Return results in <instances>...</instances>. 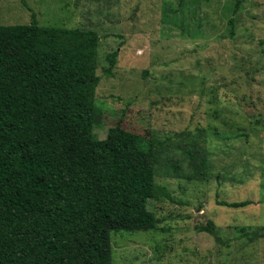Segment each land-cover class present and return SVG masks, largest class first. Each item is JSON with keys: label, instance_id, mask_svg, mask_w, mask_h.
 <instances>
[{"label": "rangeland", "instance_id": "374dc122", "mask_svg": "<svg viewBox=\"0 0 264 264\" xmlns=\"http://www.w3.org/2000/svg\"><path fill=\"white\" fill-rule=\"evenodd\" d=\"M235 1L0 0V25L97 32V140L120 125L157 156L171 199L140 204L157 230L112 232L113 264H264V0Z\"/></svg>", "mask_w": 264, "mask_h": 264}, {"label": "trees", "instance_id": "16d2710c", "mask_svg": "<svg viewBox=\"0 0 264 264\" xmlns=\"http://www.w3.org/2000/svg\"><path fill=\"white\" fill-rule=\"evenodd\" d=\"M32 17L0 25V264H113L112 232L157 230L140 204L171 196L156 185L157 156L141 136L118 125L97 140L98 33ZM199 231L221 242L214 222Z\"/></svg>", "mask_w": 264, "mask_h": 264}]
</instances>
